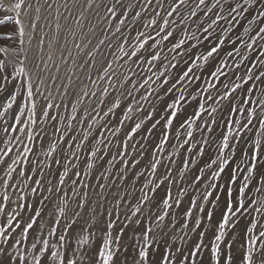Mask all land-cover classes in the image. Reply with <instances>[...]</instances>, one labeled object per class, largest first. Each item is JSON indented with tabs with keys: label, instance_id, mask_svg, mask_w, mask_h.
<instances>
[{
	"label": "snow or ice",
	"instance_id": "obj_1",
	"mask_svg": "<svg viewBox=\"0 0 264 264\" xmlns=\"http://www.w3.org/2000/svg\"><path fill=\"white\" fill-rule=\"evenodd\" d=\"M8 11L0 264H264V0Z\"/></svg>",
	"mask_w": 264,
	"mask_h": 264
},
{
	"label": "rangeland",
	"instance_id": "obj_2",
	"mask_svg": "<svg viewBox=\"0 0 264 264\" xmlns=\"http://www.w3.org/2000/svg\"><path fill=\"white\" fill-rule=\"evenodd\" d=\"M11 2V0H0V3H3L5 5V7L3 8H0V20H4V24H0V31H3V30H6V29H11V27L13 26V21L12 20H6L5 17L6 16H12L14 15V13L12 12H9L8 11V4ZM63 2V0H61V3ZM60 23L62 25H64L65 23H67L71 28L72 30L76 31L77 32V36L75 38V42L76 43H80V32L79 30L77 29V26L75 24V20L74 19H70L69 21H64L63 19L60 21ZM84 24H85V28H84V31L86 32L88 28L92 27L93 24H96V19L94 17H91L89 18V20H86L84 21ZM104 26L101 25L100 27H98L96 29V37H89V39H92V44L89 45V49H91L97 42H98V38H104L100 33H101V28H103ZM64 36L67 38L68 40V45L67 47L69 49H71L72 51V54L74 57H77V63H82L83 60L79 59V57H84L85 59H87V57L84 55V53L80 52L78 49H76L74 47V44H73V37L68 34L67 31L64 32ZM87 42V41H85ZM87 51V50H85ZM101 52L103 53H106L107 52V49L106 48H102L101 49ZM65 57H67V52L64 53ZM100 55L98 54L97 55V59H100ZM55 60L57 63H61V60H60V53L57 52L56 55H55ZM72 61L69 60L68 61V64H61V71H60V75L63 76L66 68L71 65ZM89 63H91V61L89 60ZM52 74H56L55 73V69L52 70ZM79 75V72L77 73ZM95 69H93V76H95ZM73 79L75 80L76 78L73 77ZM77 83H80L79 81H76ZM88 83L87 79H85L83 81V83L80 84L81 87H83L84 84ZM62 91V89H61ZM54 95H57L55 90H54ZM59 99L60 97L57 95V102H59ZM88 101L86 100L85 103H87ZM69 207L72 208L74 207V204L73 203H70L69 204Z\"/></svg>",
	"mask_w": 264,
	"mask_h": 264
}]
</instances>
